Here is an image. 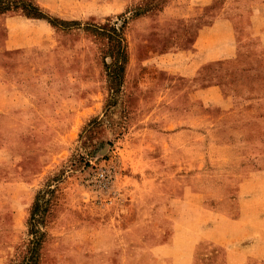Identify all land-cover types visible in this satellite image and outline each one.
Returning <instances> with one entry per match:
<instances>
[{
  "label": "rangeland",
  "instance_id": "obj_1",
  "mask_svg": "<svg viewBox=\"0 0 264 264\" xmlns=\"http://www.w3.org/2000/svg\"><path fill=\"white\" fill-rule=\"evenodd\" d=\"M7 1L4 5L18 8L0 15V264H24L38 196L49 205L38 227L44 237L37 264H137L140 256L132 247L140 240L122 234L133 222L120 217V205L129 197L130 178L142 177L136 171L138 135L147 129L143 121L151 109L143 104L144 83L160 76L125 74L118 85L106 68L113 61L107 57L112 48L107 36L122 30L132 69L149 66L151 58H135L145 43L135 37L144 25L134 22L152 16L162 28L168 22L160 12L170 0H144L125 11L106 10L105 0ZM25 2L55 26L43 20L53 29L47 37L42 28L14 24L12 42L27 46L12 50L6 19L27 18ZM262 15L255 12L258 24ZM171 49L163 45L146 52ZM160 79L174 81L164 74ZM160 99L161 92L152 102ZM209 253L202 259L199 250L194 264H218L216 252ZM141 260L153 264L145 255Z\"/></svg>",
  "mask_w": 264,
  "mask_h": 264
},
{
  "label": "crops",
  "instance_id": "obj_2",
  "mask_svg": "<svg viewBox=\"0 0 264 264\" xmlns=\"http://www.w3.org/2000/svg\"><path fill=\"white\" fill-rule=\"evenodd\" d=\"M142 1L105 0V8L125 11ZM258 11L264 0H170L160 12L168 22L162 28L152 16L134 22L144 25L135 37L145 43L135 58L151 59L135 70L129 62L126 74L160 76L144 83L143 104L151 109L138 135L142 177L130 178L120 205V217L133 222L122 234L140 240L132 247L137 264L144 255L153 264H194L199 250L202 259L215 251L218 264H264V15L258 24ZM17 19H6L12 50L27 46L12 42L14 24L52 34L43 20ZM163 45L172 49L146 52ZM162 74L174 81L163 84Z\"/></svg>",
  "mask_w": 264,
  "mask_h": 264
},
{
  "label": "trees",
  "instance_id": "obj_3",
  "mask_svg": "<svg viewBox=\"0 0 264 264\" xmlns=\"http://www.w3.org/2000/svg\"><path fill=\"white\" fill-rule=\"evenodd\" d=\"M7 0H0V15H5L9 12L12 7L7 3ZM24 9L26 10L25 16L28 19L34 20H47L46 16L41 12V10L30 2H25ZM47 22L51 25H54L53 21L47 20ZM61 25L65 22L59 21ZM55 26V25H54ZM108 40L111 43L112 48L108 51V56L113 59L111 64H106V68L114 73V76H117L119 80H116L117 84L120 85L123 83V77L126 74V68L129 62L128 59V50L126 45V40L122 35V30L113 29V32L108 34ZM121 78V79H120ZM52 193V192H51ZM38 199L36 200L29 219V225L31 227L30 233L33 236V240L30 243V247L27 252V256L25 258L24 264H37V260L39 258V246L41 239L44 237V233L42 229L38 227L40 224L44 223L45 216L48 212L49 201H46L44 204H41Z\"/></svg>",
  "mask_w": 264,
  "mask_h": 264
},
{
  "label": "built area",
  "instance_id": "obj_4",
  "mask_svg": "<svg viewBox=\"0 0 264 264\" xmlns=\"http://www.w3.org/2000/svg\"><path fill=\"white\" fill-rule=\"evenodd\" d=\"M102 176H103V174H102Z\"/></svg>",
  "mask_w": 264,
  "mask_h": 264
}]
</instances>
